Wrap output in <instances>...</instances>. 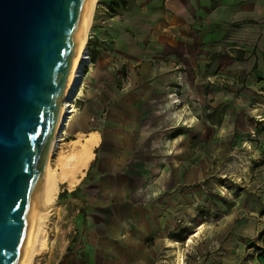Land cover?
<instances>
[{
    "label": "rangeland",
    "instance_id": "obj_1",
    "mask_svg": "<svg viewBox=\"0 0 264 264\" xmlns=\"http://www.w3.org/2000/svg\"><path fill=\"white\" fill-rule=\"evenodd\" d=\"M104 1L98 0L94 11L92 33L87 41L90 55L99 21L110 17V13L103 11ZM225 31L219 41L221 53L238 56L248 51L249 62L242 64L227 57L220 63L206 65L195 59L185 64L169 51L165 34H161V40L146 42V47L154 51L149 59L158 69L150 78L161 85V131H148L141 136L130 162L115 170L101 163L106 143H98L95 153L99 158L76 187L61 184L45 223L46 247L35 254L33 264H77L70 255L76 248L73 236L81 235V209L84 207L91 220L96 221L105 210L97 208L95 197L109 189V181L115 177L139 181L134 187L143 194L146 209L167 207L169 213L162 211L164 224L170 229L167 235L182 243L186 264H216L214 255L227 252L232 235L247 240L248 248L254 245V252L238 264H264V150L252 136L253 132H261L258 116H264V109H256L264 108V80L256 78L258 84L252 81L255 75L251 69L258 61L255 40L245 42L248 40L238 34H230V27ZM111 42L108 40L105 45L110 47ZM91 60L93 64L86 70L87 83L76 105L80 111L86 101L101 104L100 118L105 120V109L110 105L104 93L107 82L104 77H92L95 59L91 56ZM248 72L253 76L250 80ZM115 78L121 93L128 92L134 84L127 73L119 71ZM172 93L179 100L174 105ZM175 111L184 119L193 117L192 125L179 123ZM244 119L254 125L240 126ZM83 134L64 136L63 156L71 152L72 140L87 136ZM61 151L50 156L55 171L59 170ZM66 189L69 193L60 195ZM153 218L155 223L156 217ZM85 250L88 251L87 246ZM84 255L89 259L88 253ZM157 260V264H173L176 260L167 243Z\"/></svg>",
    "mask_w": 264,
    "mask_h": 264
},
{
    "label": "crops",
    "instance_id": "obj_2",
    "mask_svg": "<svg viewBox=\"0 0 264 264\" xmlns=\"http://www.w3.org/2000/svg\"><path fill=\"white\" fill-rule=\"evenodd\" d=\"M101 5L110 17L98 24L92 77L106 80L104 93L110 105L104 108L106 118L102 120L101 104L86 101L66 126L64 136L99 134L98 143H106L105 158L101 162L104 167L115 170L126 166L137 151V143L141 142L138 139L148 131H161L158 128L162 119L158 111L162 103L161 85L150 78L158 69L149 59L154 51L146 47V42L161 40V34H165L169 51L185 64L195 59L206 65L220 63L227 57L242 64L249 62L248 51L238 56L221 53L219 41L230 27V34H238L239 38L248 40L245 42L255 40L258 61L251 69L255 76L250 72L246 74L249 80L251 77L252 81L261 77L264 80V0H105ZM108 40L112 41L110 47L105 45ZM119 71L127 73L134 83L126 93L116 88L115 74ZM261 109L264 108L258 107L256 112ZM246 125L254 124L244 119L240 126ZM98 158L95 153L89 167ZM136 182H139L136 178L116 177L109 181L110 188L95 197L97 208L105 210L96 221L91 220L84 207L81 209V235L72 238L76 242L70 255L72 262L157 264L165 243L174 254L167 235L169 226L162 219V211L169 213L167 207L146 209L142 204L143 194L134 187ZM251 208L255 209L253 204ZM229 238L227 252L214 255L218 260L216 264H238L240 259L254 252L251 251L254 245L248 248L247 240H238L236 235ZM173 264H177V260Z\"/></svg>",
    "mask_w": 264,
    "mask_h": 264
},
{
    "label": "water",
    "instance_id": "obj_3",
    "mask_svg": "<svg viewBox=\"0 0 264 264\" xmlns=\"http://www.w3.org/2000/svg\"><path fill=\"white\" fill-rule=\"evenodd\" d=\"M90 0H0V264H20Z\"/></svg>",
    "mask_w": 264,
    "mask_h": 264
},
{
    "label": "bare ground",
    "instance_id": "obj_4",
    "mask_svg": "<svg viewBox=\"0 0 264 264\" xmlns=\"http://www.w3.org/2000/svg\"><path fill=\"white\" fill-rule=\"evenodd\" d=\"M98 0H90L86 17L81 29V35L78 41V49L73 61V67L68 79V86L65 92V99L63 102L61 116L56 127V133L53 138L51 149L46 162V168L42 177V185L39 193V200L33 211V217L31 220L29 235L25 244V253L20 264H33L35 254L40 252L46 246H44L46 238V225L48 215L50 214V208L57 199V195L60 191L61 184L65 183L70 188L76 187L81 181L82 175L89 167L91 160L94 158L95 149L98 145L99 134H92L90 136L74 140L71 142V152L63 156L62 142L64 140V134L67 132L66 126L70 124L72 118L79 111L76 101L80 98V92L85 85L86 70L89 66H92V60L89 48L87 47V41L92 33L91 25L94 19V11ZM84 90V89H83ZM171 104L174 105L177 101V97L172 93ZM175 118L180 123L188 126L192 125L193 118L184 119L180 112H174ZM82 137V136H81ZM57 151L60 154L58 159L59 170L55 171L50 164V156ZM57 169V168H55ZM189 241H192L191 239ZM170 246L173 248L175 253V259L177 264H186L183 254L182 243L169 240Z\"/></svg>",
    "mask_w": 264,
    "mask_h": 264
},
{
    "label": "built area",
    "instance_id": "obj_5",
    "mask_svg": "<svg viewBox=\"0 0 264 264\" xmlns=\"http://www.w3.org/2000/svg\"><path fill=\"white\" fill-rule=\"evenodd\" d=\"M258 120L260 122L258 125H261V132L259 134L257 132H253L252 136L255 141L259 140L261 142V147H263L264 150V116L259 115Z\"/></svg>",
    "mask_w": 264,
    "mask_h": 264
},
{
    "label": "trees",
    "instance_id": "obj_6",
    "mask_svg": "<svg viewBox=\"0 0 264 264\" xmlns=\"http://www.w3.org/2000/svg\"><path fill=\"white\" fill-rule=\"evenodd\" d=\"M96 55H97V52L96 51H93V53H92V59H95V57H96ZM66 193H68V189H66V190H64V191H62L61 193H60V195H65ZM72 194H74L75 192H71ZM70 247H68V249H69Z\"/></svg>",
    "mask_w": 264,
    "mask_h": 264
}]
</instances>
